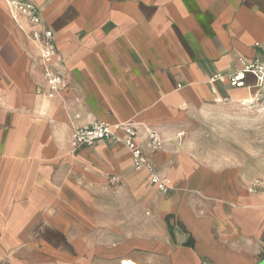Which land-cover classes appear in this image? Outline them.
Returning a JSON list of instances; mask_svg holds the SVG:
<instances>
[{
    "label": "crops",
    "instance_id": "obj_1",
    "mask_svg": "<svg viewBox=\"0 0 264 264\" xmlns=\"http://www.w3.org/2000/svg\"><path fill=\"white\" fill-rule=\"evenodd\" d=\"M24 1L53 33L67 87L47 98L29 26L0 0V243L37 245L43 264H264V193L247 191L264 177L214 162L193 138L221 110L264 106L251 76L209 81L260 53L264 0ZM95 121L133 126L170 190L122 146L72 152L73 128Z\"/></svg>",
    "mask_w": 264,
    "mask_h": 264
},
{
    "label": "built area",
    "instance_id": "obj_2",
    "mask_svg": "<svg viewBox=\"0 0 264 264\" xmlns=\"http://www.w3.org/2000/svg\"><path fill=\"white\" fill-rule=\"evenodd\" d=\"M2 1L14 21L24 19L27 22L29 29L26 37L38 50V63L42 69V77L47 90L46 96L48 99H53L66 89L67 84L55 69V65L59 64L61 60L56 52L52 31L41 25L39 11L33 4L24 0ZM255 47L260 50V53L252 61L238 59L237 68L231 75L222 77L219 74H214L209 79L210 83L226 82L231 88H242L245 86L247 76H251L254 79V87L263 90L264 39ZM182 135V133H178L176 136L180 138ZM97 142L124 147L130 154L133 168L145 172L150 185L163 194L170 190L168 181L158 174L153 164L145 156L138 140L137 130L133 126L125 123L110 125L95 121L86 126L73 128L70 140L72 152L91 147ZM163 143L156 132L147 131L146 147L149 151H160ZM247 191L249 193H264V182L254 181ZM202 264L207 263L203 261Z\"/></svg>",
    "mask_w": 264,
    "mask_h": 264
},
{
    "label": "rangeland",
    "instance_id": "obj_3",
    "mask_svg": "<svg viewBox=\"0 0 264 264\" xmlns=\"http://www.w3.org/2000/svg\"><path fill=\"white\" fill-rule=\"evenodd\" d=\"M205 120L193 133L199 153L219 164L243 163L248 174L264 177V106L253 108L247 103L232 106ZM68 217L70 221V214ZM39 232V229L29 230L30 236L35 238ZM22 247L25 246L0 243V264H43V259L37 255V245L29 246L32 254H19ZM35 260L38 262L34 263Z\"/></svg>",
    "mask_w": 264,
    "mask_h": 264
}]
</instances>
